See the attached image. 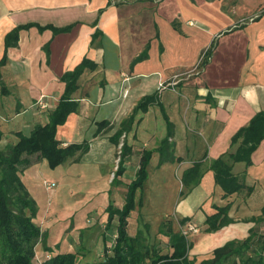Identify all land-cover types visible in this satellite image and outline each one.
Segmentation results:
<instances>
[{"label": "crops", "instance_id": "obj_1", "mask_svg": "<svg viewBox=\"0 0 264 264\" xmlns=\"http://www.w3.org/2000/svg\"><path fill=\"white\" fill-rule=\"evenodd\" d=\"M245 2L250 13L264 0ZM263 12L254 23L220 35L234 27L238 16L226 13L222 0H0V60L5 36L31 25L19 32L17 46L7 50L1 69L6 93L0 86V148L49 122L64 92L61 77L87 59L95 68L84 70L78 79L72 98L79 108L57 127L56 139L63 147L88 145L79 160L63 165L70 170L71 189H92L94 197L103 189L108 201L105 227L106 208L123 206L143 154L149 153L146 181L136 192L141 206L128 218L130 236L142 225L169 221L181 231L191 224L199 233L187 237L192 244L188 256L200 259L228 241L247 237L253 227L264 233V223L250 221L264 207V141L252 154L251 166L232 167L235 176L244 175L250 195L243 190L224 197L210 170L212 161L234 150L235 133L264 110ZM46 26L69 29L40 30ZM214 39L216 47L205 68L170 86L175 76L195 67ZM152 96L151 103L140 106ZM131 117L132 124L116 140L121 124ZM123 140L130 152L113 181ZM45 162L38 159L22 173L28 192L46 176ZM196 163L201 164L202 178L180 196L181 177ZM63 165L49 169L56 174L47 183L55 187L68 175ZM228 204L233 222L204 233L206 218ZM183 219L186 223L181 225ZM110 233L116 237L115 226ZM160 236L165 249L162 244L157 248L171 253L168 238Z\"/></svg>", "mask_w": 264, "mask_h": 264}, {"label": "trees", "instance_id": "obj_2", "mask_svg": "<svg viewBox=\"0 0 264 264\" xmlns=\"http://www.w3.org/2000/svg\"><path fill=\"white\" fill-rule=\"evenodd\" d=\"M211 1V0H208ZM121 3H116L119 5ZM264 13V12H263ZM262 13V14H263ZM258 19V18H257ZM31 25L19 26L5 36L4 55L0 60V86L2 94L6 89L1 80V69L7 63V50L17 46L19 32L29 28ZM40 28V27H39ZM239 28L234 26L220 35L228 34ZM50 29L54 33H61L69 29H54L46 26L40 30ZM216 47L214 39L208 48L200 55V61L196 68L198 75L209 63L212 53ZM95 65L84 59L72 71H68L61 77L65 88L60 97L57 107L49 115V122L44 126L36 127L28 136L18 134V141L7 147L0 148V264H33L36 256V247L42 244L49 252L50 257L40 264H79L78 253L53 254L46 247V241L39 226L35 223L38 213L36 201L30 196L24 186L21 176L38 159L45 160L51 170L63 165L68 160H79L80 156L88 150V145H67L63 147L56 139L57 127L63 125L68 117L75 113L79 104L72 96L78 89V79L86 69H94ZM155 98H145L140 106L151 103ZM133 117L121 124L115 139L120 137L132 124ZM0 133V139H1ZM264 141V110L258 112L247 126L239 129L231 139V147L234 150L222 155L212 161L210 170L214 174V182L224 192V197L246 190L250 195L252 189L246 188L244 175L235 176L232 167L236 163H244L246 167L252 165L251 156ZM118 144V142H117ZM169 148L164 142L163 150ZM130 149L123 140L120 150L118 167L114 173L113 181L120 176L122 166ZM149 153H144L140 169L136 179L128 186L124 203L121 208L109 204L106 208L107 223L106 230L111 231L115 226L116 237L110 245H105L103 258L97 264H264V233H259L257 228L249 230L247 237L234 239L226 242L223 246L214 249L208 256L190 258L188 253L192 248L191 242L182 234L175 231L172 223L163 222L159 234L168 238V244L172 248L169 254H162L157 246L147 245L146 237L137 232L135 236L128 233V218L136 206H141L140 200L136 202V192L143 187L146 181V166L149 161ZM202 178L201 164L196 163L186 170L181 182L183 190L180 196H184L194 186L198 185ZM230 205L216 207V212L205 220L204 233H215L233 221L229 218ZM256 225L264 223V207L257 218L250 220ZM181 225L186 219L180 221Z\"/></svg>", "mask_w": 264, "mask_h": 264}, {"label": "rangeland", "instance_id": "obj_3", "mask_svg": "<svg viewBox=\"0 0 264 264\" xmlns=\"http://www.w3.org/2000/svg\"><path fill=\"white\" fill-rule=\"evenodd\" d=\"M245 5V0H242L239 6L236 5V0H222V8L226 13L238 15L235 17L234 26H246L254 23L257 20V15L264 9V3H262L249 13ZM197 65H195L196 68ZM193 68L189 71L195 73ZM195 75L196 73L190 77ZM65 167L63 165L62 169ZM46 169V176L41 178L38 185L35 186L36 188L30 189L29 192L38 207L35 223L43 234L46 247L53 254L58 252L78 253L79 264H97L103 258V246L110 245L111 240L114 239V237H110L111 233L105 227L104 210L108 201L102 194L103 189H98L100 194H96L95 197L90 194L92 189H77L76 186L71 189L74 182H70V170L66 167L68 175H64L59 184L55 187L52 184V188L47 190L45 189L46 184L50 182L47 180H53L56 172L54 174L50 172L49 168ZM161 224L147 228L144 225L140 227V232L146 237L147 245L158 246L162 244V237L159 234ZM164 245L165 243L162 244L165 249ZM49 256L50 254L45 250V247L39 244L36 248L33 264H40Z\"/></svg>", "mask_w": 264, "mask_h": 264}, {"label": "built area", "instance_id": "obj_4", "mask_svg": "<svg viewBox=\"0 0 264 264\" xmlns=\"http://www.w3.org/2000/svg\"><path fill=\"white\" fill-rule=\"evenodd\" d=\"M200 59H201V58H200ZM200 59L198 60V63H199ZM198 63H197V64H198ZM193 70L195 71V73H197V71H196V67L193 68ZM195 73H193V72H191V71H187V72H185V73H183V74H181V75H177V76H175L174 79L169 83V85H170V86H174V85L176 84V80L179 79L180 77H187V78H188V77L194 75ZM122 145H123V143L119 146V153H118V156L120 155V150H121ZM52 186H53L52 184L47 183V184H46V189H47V190H50V189L52 188ZM181 231H182V234H183V235H185L186 237H188L189 234H195V233H198V232H199V229H198L196 226L189 224V225H187L184 229H182Z\"/></svg>", "mask_w": 264, "mask_h": 264}]
</instances>
